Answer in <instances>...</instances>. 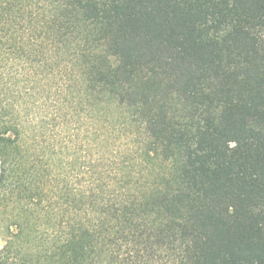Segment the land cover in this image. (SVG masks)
Returning a JSON list of instances; mask_svg holds the SVG:
<instances>
[{
	"label": "trees",
	"instance_id": "obj_1",
	"mask_svg": "<svg viewBox=\"0 0 264 264\" xmlns=\"http://www.w3.org/2000/svg\"><path fill=\"white\" fill-rule=\"evenodd\" d=\"M0 264H264V0H0Z\"/></svg>",
	"mask_w": 264,
	"mask_h": 264
},
{
	"label": "rangeland",
	"instance_id": "obj_2",
	"mask_svg": "<svg viewBox=\"0 0 264 264\" xmlns=\"http://www.w3.org/2000/svg\"><path fill=\"white\" fill-rule=\"evenodd\" d=\"M0 247H1V239H0Z\"/></svg>",
	"mask_w": 264,
	"mask_h": 264
}]
</instances>
